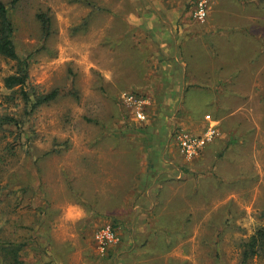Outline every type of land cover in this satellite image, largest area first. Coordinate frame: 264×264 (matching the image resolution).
<instances>
[{"label": "rangeland", "instance_id": "rangeland-1", "mask_svg": "<svg viewBox=\"0 0 264 264\" xmlns=\"http://www.w3.org/2000/svg\"><path fill=\"white\" fill-rule=\"evenodd\" d=\"M3 1L10 6L14 40L25 62L1 59L0 113L25 112L21 98L8 102L5 97L10 90L4 87V77L20 67L37 92L59 91L57 99L36 109L22 127L4 125L5 133H0V151L8 143L15 148L14 154H6L2 174V183L9 187L4 192L8 196H0V235L29 240L22 251L26 264H112L111 250L120 245L123 234L133 235L137 226L141 240V228L147 225L163 227V232L154 233L155 242L165 231L176 240L167 248L163 239V246L157 245L163 253L159 250L154 261L143 260L146 264H243L242 241L264 226L262 61L253 62L259 66L254 73L251 64L245 66L256 86L250 87L248 78L231 80V88L221 89L223 96L248 107L246 119L224 124L235 133L231 139L242 137V143L221 146L218 133L214 147H205L189 163L178 154L171 152L168 158L164 153L177 173L153 168V181L145 175L139 186L129 174H147L148 169L125 168L124 161H117L120 148L155 147L163 161L164 134L181 129L178 122L165 120L162 103L148 104L147 120L141 121L120 100L123 91L145 92L144 86L152 83L149 34L137 29L134 39L135 29L127 22L132 7L137 16H144L153 0ZM198 1L187 3L186 15L194 24L203 23L194 17ZM216 1V6H208L205 23L228 18L238 29L230 32L234 36L245 27L257 39L264 33V0ZM41 14L50 22L47 36ZM235 49L239 55L245 51L239 45ZM194 92L187 91L184 105L199 113L209 93L194 97ZM139 188L136 200H131ZM96 205L105 209L104 215H93ZM108 224L115 226L119 242L103 252L95 235ZM248 264H264V251Z\"/></svg>", "mask_w": 264, "mask_h": 264}, {"label": "crops", "instance_id": "crops-1", "mask_svg": "<svg viewBox=\"0 0 264 264\" xmlns=\"http://www.w3.org/2000/svg\"><path fill=\"white\" fill-rule=\"evenodd\" d=\"M201 1L207 3L209 7L212 4H215L214 6L217 4L216 0H199L198 2ZM152 3L153 5L145 8L147 13L145 12L146 15L144 14V16H137V8L132 7L127 22L129 27L135 29L132 32L134 39H137V29L141 32L144 30V33L149 34L147 38L151 46L152 64L149 68L148 78L151 79L152 83L144 86L145 92L141 90V93L146 96L148 104L162 103L164 115L168 118L165 120L174 124L178 122L181 126L180 131L200 134L205 132L210 125H215L219 133H217L218 136L223 137L222 140H219L221 146L231 141L242 143V137H239L238 140L231 139L230 136L235 133L226 127L224 128V124L229 120L246 119L244 114L245 111H248V107L240 101L236 100L235 102L227 95L223 96L224 92L221 89L231 88V80L245 82L248 81V78L251 80L249 82L250 87L257 85L256 80L252 82V73H254V69L255 72L258 71L259 66L255 68L253 62L259 59L264 65V33L261 32L257 39V35L253 32H247L245 27L241 28L234 36L230 32L238 31V29L232 27L228 18L223 20L224 23L216 21L214 18L206 23L201 21L202 24H194L186 15L188 0H153ZM217 7H220L219 4ZM132 14V17L134 15L137 17L131 18ZM237 45L245 50L241 52V55L235 49ZM248 64H251V76L248 74L249 69H245V66H249ZM190 89L195 90L194 97L209 93V98L203 102L205 108L199 113L185 108L189 107L184 105V100L187 91ZM208 115L210 118H207ZM165 143H167V147L163 148V161L157 155L159 152L154 150L155 147L146 148L144 146L120 148L121 153L118 155L117 161L121 163L124 161L126 163L124 164L125 168H129V170L148 169L147 174L145 172L138 173V171L129 174L130 177L134 176L139 180L137 183L140 186L143 185L146 176L150 181H153L155 172L150 173L153 168L163 167V171L177 168L172 165L173 163L169 159L167 160V157L164 158V153L170 154L168 158L171 157V152L178 154L184 158L186 163L195 158H187L179 152L176 130L168 135L164 134L163 147ZM213 143L214 141H211L207 146H211ZM174 171L177 173V170ZM164 175L165 178H163L167 181V174ZM139 191L141 188L133 190L134 194L131 200H136ZM145 200L152 201L150 197ZM76 203L81 204L80 200H77ZM95 210V212L93 210L95 213L93 215L105 214L103 207L96 205ZM80 216L81 213L77 217ZM89 216H92V212ZM139 229L136 226L133 235L130 233L123 234L120 245L111 250L112 258L110 261L112 264H146L148 262L143 260L148 259L151 262L152 258L154 261L159 250L163 253V248L157 247L161 243L155 242L156 238L154 237V233L158 232L156 230L162 229L163 232V227L153 225L142 227L141 229L145 234L141 240L138 239L137 235L141 231ZM87 241L93 245L91 238ZM142 250L146 251L143 253Z\"/></svg>", "mask_w": 264, "mask_h": 264}, {"label": "trees", "instance_id": "trees-1", "mask_svg": "<svg viewBox=\"0 0 264 264\" xmlns=\"http://www.w3.org/2000/svg\"><path fill=\"white\" fill-rule=\"evenodd\" d=\"M85 2L89 3L87 0H85ZM9 9L10 6L3 0H0V67L2 58L16 60L20 65L25 62V60L20 57L14 40V24L9 15ZM40 18L43 22L45 35L47 36L50 33V22L45 15L41 14ZM86 22H88V19H86L83 24H86ZM28 80V72L21 67L16 72L4 77V87L7 90H10V92L5 96L8 99V102H14L16 99L21 98L26 103V109H24L25 112L22 113V116L20 115L21 117L7 111L1 112L0 133L3 132L6 125H16V127H22L27 121V117L32 115L36 109L47 105L51 101L58 98L59 91L57 89L48 93L37 92L35 88L29 86ZM74 93H76L75 90ZM23 117L24 119H22ZM1 139L3 138L0 135V141ZM3 149L5 150L4 152L0 151V196L4 195V192H8L7 189L9 187V183H2V174L5 172V167L8 163L6 154H14L15 152V148L12 143H8ZM57 151H61V148ZM4 196H8V194ZM179 229L184 231L182 225ZM0 232H2V227H0ZM176 232L182 233L179 230ZM167 233L168 231H165L163 238L159 240V243L163 246L162 241L164 239L166 247L168 248V246L170 247L174 240H176V236L171 233ZM185 234L187 233H183L182 236ZM28 244L29 240H16L10 236L0 235V264H26L22 251ZM241 251V263L243 264H248L251 259L264 251V226L258 227L253 235L242 241Z\"/></svg>", "mask_w": 264, "mask_h": 264}, {"label": "built area", "instance_id": "built-area-1", "mask_svg": "<svg viewBox=\"0 0 264 264\" xmlns=\"http://www.w3.org/2000/svg\"><path fill=\"white\" fill-rule=\"evenodd\" d=\"M208 15L207 3L201 1L194 11V17L198 21H205ZM120 100L136 114L141 121L147 120L148 100L144 94L134 90H125L120 94ZM207 118H210L208 115ZM179 143V151L187 158H194L216 137L218 130L215 125H210L205 132L200 134H190L176 130ZM96 241L101 251L105 252L111 246L119 242L116 229L108 224L100 228L96 235Z\"/></svg>", "mask_w": 264, "mask_h": 264}]
</instances>
